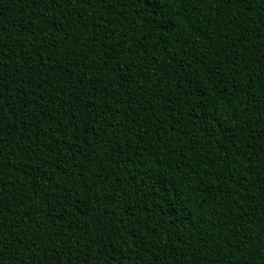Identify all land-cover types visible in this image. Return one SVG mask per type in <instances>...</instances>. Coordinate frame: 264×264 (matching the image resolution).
<instances>
[{
    "label": "trees",
    "instance_id": "1",
    "mask_svg": "<svg viewBox=\"0 0 264 264\" xmlns=\"http://www.w3.org/2000/svg\"><path fill=\"white\" fill-rule=\"evenodd\" d=\"M0 264H264V0H0Z\"/></svg>",
    "mask_w": 264,
    "mask_h": 264
}]
</instances>
